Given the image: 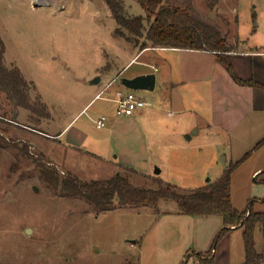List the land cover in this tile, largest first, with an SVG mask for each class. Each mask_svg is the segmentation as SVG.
Wrapping results in <instances>:
<instances>
[{"label":"rangeland","instance_id":"rangeland-1","mask_svg":"<svg viewBox=\"0 0 264 264\" xmlns=\"http://www.w3.org/2000/svg\"><path fill=\"white\" fill-rule=\"evenodd\" d=\"M167 1L218 25L230 44L263 41L262 33L254 34L255 0ZM124 13L146 17L137 0H124ZM0 36L6 65L21 69L30 81L32 100L45 104L49 115L16 107L0 91L5 141L0 142V264L198 262L199 256L190 253L195 245L206 252L207 237L222 226L221 216L181 213L173 199L97 212L87 200L45 183L39 164L47 162L62 176L72 171L84 180L120 172L137 186L173 183L188 193L219 178L230 163L226 158L242 157L252 139L243 145L208 132L206 107L196 87L172 90L157 82L153 90H136L147 102L144 113L117 114L118 103L107 97L150 52L117 73L115 66L121 69L139 46L133 34L118 26L105 0H0ZM100 73L105 78L95 82ZM112 78L110 87L79 114ZM103 114L107 125L97 128L95 119ZM77 115L68 133L50 136ZM254 157L232 175L233 202L240 208H246L250 194L251 169L264 165V154ZM257 189L264 197V186Z\"/></svg>","mask_w":264,"mask_h":264},{"label":"trees","instance_id":"trees-1","mask_svg":"<svg viewBox=\"0 0 264 264\" xmlns=\"http://www.w3.org/2000/svg\"><path fill=\"white\" fill-rule=\"evenodd\" d=\"M137 1L145 10L146 17L125 14L124 0H105L118 26L135 36L133 40L140 49H145L150 42L155 47L210 51L216 55L217 60L237 83L264 88V83L237 77L227 55V52L232 50V46L228 44L227 37L218 25L195 16L189 7L174 5L167 0ZM142 37L144 41H140L139 38ZM5 53L6 44L0 36V91L5 92L16 107L29 109L38 116L48 118L45 104L38 98L32 100L30 81L21 69L18 66L6 65ZM3 140L0 135V142ZM263 144L264 138L240 159L231 161L215 181L188 193L179 192L173 183L162 184L158 188L137 186L120 172L106 179L84 180L72 171H67L62 176L57 168L51 167L47 162L40 163L39 167L42 180L50 187L60 189L63 194L87 200L97 212L111 210L118 205L157 206L161 200L173 199L181 213L219 215L223 219V227L216 234L208 252L212 253L227 232L239 227L243 232L245 264H259L264 259V255L256 248L255 230L258 225H264V211L255 210L254 203L264 199L252 198L245 210L237 209L232 201V175L254 150ZM120 264H135V262L125 261Z\"/></svg>","mask_w":264,"mask_h":264},{"label":"crops","instance_id":"crops-1","mask_svg":"<svg viewBox=\"0 0 264 264\" xmlns=\"http://www.w3.org/2000/svg\"><path fill=\"white\" fill-rule=\"evenodd\" d=\"M254 8L255 11L252 14L253 20L256 22L254 34L262 33L263 41L253 46H239L228 43L232 46V50L227 52V55L237 77L243 80H254L264 83V53H262L264 52V0H255ZM148 52H150V55L144 58L145 62L140 63L141 67L130 73L129 76L124 77L131 78L144 73H154L156 75V84L159 82L163 86H169L172 90L183 86L196 87L198 92H201V102L206 107V117L204 118L208 132H211L212 135L219 134L222 137L224 135L227 138L237 139V143L243 142V145L247 142L244 139H252L251 142H247L242 156L252 150L264 138V88L237 83L217 60L213 52L174 47H155L151 43L145 49L139 48L136 52L129 54L126 58V64L121 69L120 66H115L117 73H122L134 61L139 62V59ZM112 69L113 67L108 68L105 73L107 78L113 73L111 72ZM103 75L100 73L98 82L105 78ZM113 80L114 78L98 90L79 114L97 97L101 96L103 90L108 86L110 87ZM126 88L122 83L121 86L116 87L115 94L112 91V94L107 98L118 103L120 95L129 90V88ZM136 113L138 115L144 113V107L134 114ZM78 115L62 131L50 136L57 137L64 134V132L68 133L71 123ZM199 131L200 129L196 126L195 133H199ZM258 152L264 154V144L255 149L246 161L254 160V156ZM236 160H227L226 158L228 162ZM119 164L121 166L126 165L122 160ZM249 183L250 194L249 197L245 198L246 208L252 198L264 199L263 196H260L262 191L256 190L257 186H264V165H255L251 169ZM262 190L264 191V189ZM232 201H234L233 197ZM233 205L239 210L246 209L245 207L236 206L234 202ZM254 207L257 211H264V201H256ZM222 227L223 223L222 226H218L213 232L211 231V234L207 237L208 244L205 245H208L209 248L205 249L206 252L199 250L200 248L195 245L190 254L198 255L199 259L198 262L194 261L193 264H245L243 232L239 227H234L227 232L212 253L208 252L216 234ZM255 240L257 250L264 254V225L257 226ZM260 264H264V261Z\"/></svg>","mask_w":264,"mask_h":264},{"label":"built area","instance_id":"built-area-1","mask_svg":"<svg viewBox=\"0 0 264 264\" xmlns=\"http://www.w3.org/2000/svg\"><path fill=\"white\" fill-rule=\"evenodd\" d=\"M146 104L147 102L145 99L140 96L136 90L129 89L127 92L120 95V99H118L117 114L133 115L135 112L145 107ZM108 120V116L103 114L95 119V126L97 128H103L107 125Z\"/></svg>","mask_w":264,"mask_h":264},{"label":"water","instance_id":"water-1","mask_svg":"<svg viewBox=\"0 0 264 264\" xmlns=\"http://www.w3.org/2000/svg\"><path fill=\"white\" fill-rule=\"evenodd\" d=\"M99 78L95 80L98 82ZM122 83L129 89L132 90H153L156 84V75L154 73H144L134 77H123ZM190 138V137H189Z\"/></svg>","mask_w":264,"mask_h":264},{"label":"bare ground","instance_id":"bare-ground-1","mask_svg":"<svg viewBox=\"0 0 264 264\" xmlns=\"http://www.w3.org/2000/svg\"><path fill=\"white\" fill-rule=\"evenodd\" d=\"M41 0H34V2H40ZM43 4V3H42Z\"/></svg>","mask_w":264,"mask_h":264}]
</instances>
